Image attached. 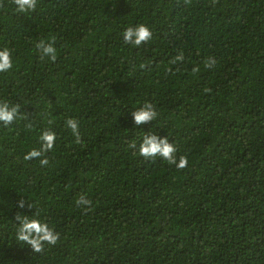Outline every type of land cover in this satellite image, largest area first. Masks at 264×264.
I'll return each instance as SVG.
<instances>
[{"label":"trees","instance_id":"trees-1","mask_svg":"<svg viewBox=\"0 0 264 264\" xmlns=\"http://www.w3.org/2000/svg\"><path fill=\"white\" fill-rule=\"evenodd\" d=\"M2 3L13 67L0 101L20 113L0 123V264H264V0H37L25 13ZM141 23L151 40L125 44ZM52 37L55 61L35 48ZM147 102L158 116L136 126ZM44 130L56 134L47 166L24 160ZM148 133L188 166L140 156ZM17 213L38 214L57 243L34 253Z\"/></svg>","mask_w":264,"mask_h":264},{"label":"clouds","instance_id":"clouds-1","mask_svg":"<svg viewBox=\"0 0 264 264\" xmlns=\"http://www.w3.org/2000/svg\"><path fill=\"white\" fill-rule=\"evenodd\" d=\"M213 4L217 0H212ZM11 3L16 6V11L20 13L35 11L37 7V0H11ZM2 0H0V7H3ZM152 31L148 26L141 23L136 26L127 27L122 36L125 44L140 46L152 38ZM55 37L50 38L48 42L40 40L35 44V48L40 52L41 58L49 57L51 60H56L57 49L54 47ZM184 61V54L181 51L169 63L176 64L177 62ZM217 61L214 57H208L204 66L212 68L216 65ZM13 67L12 52L8 48L0 49V73L8 72ZM167 71L171 72L172 69L168 68ZM194 72L199 71V68H194ZM20 113V106L10 105L7 101H0V123L4 127L11 125ZM158 116L154 105L150 102L145 103L142 107L132 112L134 124L139 126L141 124L149 123L155 120ZM23 118H27L24 116ZM66 127L69 128L72 134L76 137V142L80 143L79 121L74 118L66 120ZM40 148H33L24 156V160L39 159L41 166H47L49 159L47 153L53 150L56 142V134L51 130H44L40 137ZM130 148L136 149L137 145L132 143ZM138 152L140 156L145 159L161 157L170 165H175L177 169H184L188 166V158L186 155H180L177 158V148L173 143L169 142L167 136L160 137L155 133H148L143 136L142 142L139 144ZM26 201L22 198L18 202L19 208L25 207ZM78 206L90 207L92 201L81 195L76 201ZM28 207L32 208L28 203ZM15 220L18 221L17 239L31 246L34 253H41L44 250L45 244L55 245L59 240L60 233L56 232L54 228L50 227L46 222L42 221L38 214L34 216L21 215L17 213Z\"/></svg>","mask_w":264,"mask_h":264}]
</instances>
